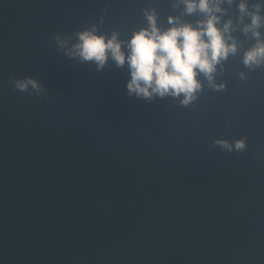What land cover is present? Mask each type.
I'll list each match as a JSON object with an SVG mask.
<instances>
[{
    "label": "water",
    "instance_id": "1",
    "mask_svg": "<svg viewBox=\"0 0 264 264\" xmlns=\"http://www.w3.org/2000/svg\"><path fill=\"white\" fill-rule=\"evenodd\" d=\"M177 2L0 0V264H264V65L242 63L256 43L244 25L188 106L129 98L127 65L97 72L57 52L55 35L94 25L127 40L144 9L161 29L204 18Z\"/></svg>",
    "mask_w": 264,
    "mask_h": 264
},
{
    "label": "clouds",
    "instance_id": "2",
    "mask_svg": "<svg viewBox=\"0 0 264 264\" xmlns=\"http://www.w3.org/2000/svg\"><path fill=\"white\" fill-rule=\"evenodd\" d=\"M225 2L231 7L235 0H178L173 7L183 4V15L199 12L204 18L194 25L170 16L167 21L170 26L166 29L159 26L154 8L144 9L147 26L133 31L127 40L120 39V33L115 30L110 38L107 34H97L95 25L63 37L55 35L53 39L57 52L80 64H94L97 72L103 71L109 61L117 69L127 65L130 79L126 89L129 98L152 101L156 97L179 99L183 96L180 103L188 106L202 89L199 77L203 76L215 86L213 81L217 66L230 55L238 53V41L231 34L238 30V25L243 24L242 33L251 34L256 40L244 52L242 63L248 68L264 65V38L260 31L264 28V15L261 14L264 2L240 0L237 4L239 17L235 24L232 19L223 22V17L227 15V10L222 7ZM245 18L250 22L244 23ZM9 83L13 85V91L37 96L44 92L41 83L31 77H12ZM29 86L32 91H29ZM219 87L223 88V85ZM213 143L232 151V145L227 140L217 139ZM234 144L237 151H242L245 139L235 140Z\"/></svg>",
    "mask_w": 264,
    "mask_h": 264
}]
</instances>
